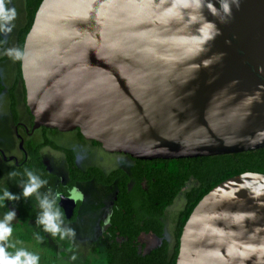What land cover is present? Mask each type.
I'll return each instance as SVG.
<instances>
[{"label":"water","instance_id":"water-1","mask_svg":"<svg viewBox=\"0 0 264 264\" xmlns=\"http://www.w3.org/2000/svg\"><path fill=\"white\" fill-rule=\"evenodd\" d=\"M20 52L30 131L138 160L264 146V0H41ZM57 204L69 218L73 199ZM173 261L264 264V173L202 194Z\"/></svg>","mask_w":264,"mask_h":264},{"label":"trees","instance_id":"trees-1","mask_svg":"<svg viewBox=\"0 0 264 264\" xmlns=\"http://www.w3.org/2000/svg\"><path fill=\"white\" fill-rule=\"evenodd\" d=\"M40 1L23 0L24 17L20 25L17 26L14 49L20 51L25 33L29 29V24ZM6 7L8 8L7 0ZM2 45L3 38L0 33V47ZM16 87L20 88V97L23 103L24 89L20 80L19 59H13V77L7 91L8 103L6 108L13 121L17 119L15 111L17 102L14 93ZM2 89L0 84V92ZM23 109L27 113L24 106ZM40 130L44 133L47 129L40 127ZM75 132L76 137L81 138L76 129ZM90 142L99 145L93 141ZM25 146L27 157L24 160L20 159L16 166L11 164L6 167L7 179L0 185V196L3 195L5 188L13 194L20 195L22 193L21 181L26 182L27 179L24 176L25 168L32 170L46 181L50 178V173L45 170L39 154V150L43 146L58 150L64 157L67 174L64 190L71 188L75 181L85 179H94L102 185L115 183L114 206L103 230L106 236L103 252L108 264H174L173 260L175 253H177L181 225L184 224L199 197L233 174L237 175L243 172L264 173V146L250 151L213 156L200 155L192 158L154 160L131 159V165L126 171L114 167L106 174L92 166L79 170L75 167L72 150L57 145L44 135L39 143L31 146L26 142ZM2 166L4 165H2L0 157V174ZM12 171L18 172L19 175L10 178L8 173ZM190 179L193 180L194 184L182 194L183 205L172 225V241L169 242L164 237L163 212L172 202V198L179 194L182 186ZM131 180L133 187L130 189L128 183ZM7 203L16 211L18 224L22 226L31 220L35 223L34 227L38 234L45 233L51 236L43 230V226L36 224V219L41 212L36 209L29 198L24 199L21 195L18 201H7ZM141 233L153 235L158 242L152 248L140 253L137 239ZM54 239L64 247L69 248L68 238L60 240L57 236Z\"/></svg>","mask_w":264,"mask_h":264},{"label":"rangeland","instance_id":"rangeland-1","mask_svg":"<svg viewBox=\"0 0 264 264\" xmlns=\"http://www.w3.org/2000/svg\"><path fill=\"white\" fill-rule=\"evenodd\" d=\"M15 8L17 16L12 21L14 27L12 31L8 34L1 33L3 38V45L0 47V84L3 89L0 92V147L4 150L9 149L8 151L12 153L13 149H16L15 139L12 137V128L9 125L7 117V91L11 83V78L13 77V58L6 54V50L15 48V33L17 26L23 20L24 11H23V0H10L8 2V8ZM17 105L15 107L17 111V116H20V119H23V103L21 101V92L20 88L16 87L15 91ZM40 132L36 129L33 133L28 136V139L31 143H35L39 140ZM75 131H58L57 129H52L47 131V137L52 139L58 145L71 148L73 153L76 155V162L79 166L84 165H95L100 168L102 171H107L113 166H121L125 168L129 165V160L117 153V152H105L98 146H94L87 142V140L79 139L76 140ZM8 152V153H9ZM17 154V152L15 153ZM40 154L43 158L48 161L49 167L55 174H62L61 171L65 170V162L63 156L57 150L43 148L40 151ZM5 165L2 166L1 172L4 171ZM3 174V173H2ZM53 182H48L42 188L39 189L40 194H48L49 190L53 187ZM1 183V179H0ZM194 184L193 180H189L184 187V190L180 191L179 194L175 195L172 198V202L167 206L163 212L162 221H163V231L164 237L171 242L172 241V225L174 224L175 218L180 211L183 201L182 194L185 190L191 187ZM110 187V186H109ZM107 187V190L110 188ZM95 189L98 190V193H105L100 187L97 186ZM109 193V191H108ZM95 195V194H94ZM99 194H97L98 196ZM102 195V194H101ZM35 205L39 206V203L36 199V194L30 196ZM91 200V201H90ZM82 201L83 206H81V215L76 221L66 224L64 227H70L75 230V238L70 240L72 243V251H58L56 248L51 245V239L43 238L40 235L36 234L30 225V231L24 225H15L11 222V227L13 228L12 236L10 241L15 245L14 248H8L7 251L10 254H14L19 249L27 250L33 254H36L40 257L39 264H107L104 255L102 252V245L106 243L105 239L100 238L98 231L99 228V214L102 211H99V205H94L92 199ZM88 201V202H87ZM102 209V208H101ZM8 205L3 201L0 203V220L4 219V215L8 212ZM101 220V219H100ZM13 221V220H12ZM44 239V240H43ZM91 242V244H90ZM157 239L147 233H141L137 239L138 250L139 252H144L157 244ZM83 245V246H82ZM93 246L94 249L86 248ZM82 248V249H81ZM69 249L68 247L66 248ZM70 250V249H69ZM96 250L94 253L93 251ZM87 253H86V252ZM75 255L76 259H71Z\"/></svg>","mask_w":264,"mask_h":264},{"label":"clouds","instance_id":"clouds-1","mask_svg":"<svg viewBox=\"0 0 264 264\" xmlns=\"http://www.w3.org/2000/svg\"><path fill=\"white\" fill-rule=\"evenodd\" d=\"M10 2V0H7ZM236 7H239V0H233ZM224 12L227 16L231 15L230 8L227 3L223 5ZM17 16L16 9L7 8L6 0H0V33L5 35L12 31L14 25L12 21ZM6 54L13 59H21L22 53L16 49L6 50ZM9 177H16L19 175L18 172L12 171L8 173ZM24 176L27 178L26 182L21 181L22 193L20 195L13 194L7 188L3 191V195L0 196V203L3 201H18L21 195L24 199L36 194V199L39 203V207L42 209L41 213L36 219V224L43 226V230L49 233L53 238L59 236L60 240H65L68 238L72 240L75 238V230L70 227H63V213L57 206V201L61 199V194L56 193L52 195L51 190L48 194H40L39 189L42 188L47 181L41 179L32 170L28 168L24 169ZM51 197V198H50ZM71 198V197H69ZM77 198L81 201L83 200V194L77 193ZM16 217L15 210H9L5 213L4 219L0 220V264H39L40 257L36 254L28 252L24 249L17 250L14 254H10L7 249L14 248L15 245L10 241L12 236L13 228L11 227V221ZM72 244L69 243V249H71ZM71 259H76L73 255Z\"/></svg>","mask_w":264,"mask_h":264},{"label":"flooded vegetation","instance_id":"flooded-vegetation-1","mask_svg":"<svg viewBox=\"0 0 264 264\" xmlns=\"http://www.w3.org/2000/svg\"><path fill=\"white\" fill-rule=\"evenodd\" d=\"M8 103V102H7ZM17 105V104H16ZM23 106L25 107V104H24V99H23ZM26 108V107H25ZM6 111H7V108H6ZM16 111V109H15ZM27 111V110H26ZM23 113H24V118L23 119H20V116H17V119L16 120H12V118L9 116L8 112H7V117H8V121H9V125L11 126L12 128V134H13V138L15 139L16 143H15V146H16V149L12 151V153H10L9 149L7 150H4L0 147V150L2 151L5 159L2 158V155L0 154V157H1V161H2V165H5V168H4V171L5 172H1L0 174V179H1V183L0 185H2L6 179H7V176H6V167L10 166L11 164L13 165H18V162L20 161V159H25L27 157V148L25 146L26 142H28L29 145L33 146L37 143L40 142L41 140V137L44 135V137H46L48 140H52V139H49L47 137V131L49 130H52V129H55V128H46L47 130L44 131V133L40 130V127L37 128V130L40 132V136H39V140L35 143H31L28 139V136H30L33 131H30V126H31V119H29V116H28V113L24 112V109H23ZM16 115H17V111H16ZM71 131H75L74 130H71ZM77 131V130H76ZM78 132V131H77ZM76 134V132H75ZM16 135H18L16 137ZM77 136V134H76ZM75 136V137H76ZM76 140H79V139H83V140H87V139H84V138H75ZM20 141V142H19ZM53 141V140H52ZM54 142V141H53ZM88 143L92 144L90 141L87 140ZM56 143V142H55ZM57 144V143H56ZM58 145V144H57ZM94 146H98L100 147V145H95V144H92ZM59 146H62V145H59ZM62 147H65V146H62ZM43 148H51V147H48V146H43L40 148L39 150V154H40V151L41 149ZM66 148H69V147H66ZM101 148V147H100ZM52 149V148H51ZM71 149V148H70ZM102 149V148H101ZM9 150V151H8ZM55 150V149H53ZM103 150V149H102ZM58 151V150H57ZM9 152V153H8ZM17 152V154H15ZM73 152V151H72ZM60 153V152H59ZM120 154V153H119ZM74 155V163H75V167L78 168L79 170L80 169H83L85 167H96L97 169H99L102 173L106 174L108 171H110V169L114 168V167H117V168H121L123 170H127L128 167L131 165V157L125 155V154H121L123 156H125L128 160H129V165H127L125 168L121 167V166H113L112 168L108 169L107 171H102L100 168H98L97 166L95 165H84V166H79L76 162V155L73 153ZM63 156V155H62ZM8 157H12L11 159H8ZM40 157H41V161L42 163L44 164V168L45 170L50 173V178L47 180V183L48 182H51V181H54L53 182V187L51 188V193L52 195H55L56 193H60L62 197H71L73 199V202H74V207L72 209V213L70 215L69 218H65L64 214H63V220H64V224L62 225L63 227L68 224V223H72L74 221H76L78 218L81 217V215L83 213H81V215H79L80 211H81V206H83L82 204V201H86V200H90V198L92 199V203H94V205H99V211L100 214H99V228L100 230L98 231V233L100 234V238H106V236L104 235L103 233V230H104V227L107 225L108 223V220H109V216L111 215V212H112V208L114 206V198H115V195H116V186H115V183L114 182H111L109 185H102L100 183H97L94 179H85V180H80V181H75L73 186H71V188H69L68 190H64L63 188L66 187V182H67V174H66V168L63 171H61L62 174H55L54 171L51 170V168L49 167L50 165L48 164V161L43 158L40 154ZM63 160H64V157H63ZM138 160V159H136ZM65 162V160H64ZM66 165V163H65ZM3 173V174H2ZM189 181V180H188ZM187 181V182H188ZM187 182L184 184V186H182V188L180 189V191L184 190V187L186 186ZM100 187L103 191H105V193H98V190L95 189V187L97 188ZM110 186V187H109ZM107 187H109L110 189L107 190ZM133 187V181L131 180L129 183H128V188H132ZM109 191V193H108ZM186 191V190H185ZM184 191V192H185ZM65 192H67V194H65ZM183 192V193H184ZM77 193H82L83 194V200L81 201L80 199L77 198ZM95 194V195H94ZM97 194H99L97 196ZM102 194V195H101ZM32 204L35 205V203L32 201V199L30 197H28ZM51 198V197H50ZM87 201V202H88ZM91 201V200H90ZM7 205V201L5 200L4 201ZM58 202V201H57ZM58 205V204H57ZM38 206V205H35V207ZM58 207L60 208L61 212L63 213V210L62 208L58 205ZM39 208V209H38ZM38 208L36 207V209L38 211H42V209L38 206ZM102 208V209H101ZM72 218V219H71ZM31 221V220H30ZM29 222V221H27ZM33 222V221H31ZM34 223V222H33ZM35 224V223H34ZM35 228V227H34ZM36 233H37V230L35 229ZM38 234V233H37ZM40 235L41 237L43 236H49L48 234H45V233H42V234H38ZM50 238H53L51 236H49ZM57 241V240H56ZM69 242L71 243V241L69 240ZM60 243V242H59ZM61 244V243H60ZM62 245V244H61ZM72 249V248H71ZM67 250V249H66ZM69 250V249H68ZM73 250V249H72Z\"/></svg>","mask_w":264,"mask_h":264},{"label":"crops","instance_id":"crops-1","mask_svg":"<svg viewBox=\"0 0 264 264\" xmlns=\"http://www.w3.org/2000/svg\"><path fill=\"white\" fill-rule=\"evenodd\" d=\"M7 205V204H6ZM37 208H38V206H36ZM8 209L9 210H14L10 205H8ZM39 209V208H38ZM8 210V211H9ZM16 212V211H15ZM12 223H14L15 225H20V224H18V222H17V220H16V217L13 219V221H11ZM30 225L32 226V228H33V230H34V232L36 233V231H35V228H34V223L33 222H31V221H29V222H27V224H25L24 226L29 230V232H30V234H31V231H30ZM37 234V233H36ZM43 238H47V239H51V245L53 244V247L54 248H56L58 251H62V250H65L66 251V255H68V252H71L72 251V249H70V250H66V247H64L63 245H61L58 241H56L54 238H50L49 236H43ZM44 240V239H43ZM72 243V242H71ZM90 244H91V242H90ZM105 244L106 243H103V245H102V252H101V254L102 255H104L105 253L103 252V247H105ZM83 246V245H82ZM90 248L91 249H94L93 248V246H91V247H87L86 248V250H89L88 252H90L91 250H90ZM82 249V248H81ZM96 250H94L93 252L94 253H96L95 252ZM86 252V251H85ZM87 253V252H86ZM104 257H105V255H104ZM105 260H106V262H107V259H106V257H105ZM107 264H108V262H107Z\"/></svg>","mask_w":264,"mask_h":264}]
</instances>
